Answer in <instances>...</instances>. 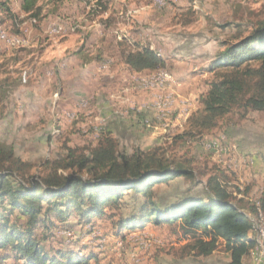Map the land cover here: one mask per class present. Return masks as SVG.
Returning a JSON list of instances; mask_svg holds the SVG:
<instances>
[{
	"label": "rangeland",
	"instance_id": "rangeland-1",
	"mask_svg": "<svg viewBox=\"0 0 264 264\" xmlns=\"http://www.w3.org/2000/svg\"><path fill=\"white\" fill-rule=\"evenodd\" d=\"M7 3L16 18L0 11V36L14 39L0 38V144L11 146L31 172L46 171L45 161L65 156L68 148L93 146L109 132L122 151L159 147L168 158L187 161L193 178L154 186L163 203L205 195L207 178L221 173L235 204L242 199L260 207L264 110L235 108L206 131L188 130V119L215 76L209 60L224 41L254 29L264 18V0H39L41 13L33 21L22 0ZM145 46L164 59L159 71L168 79L121 64L123 50ZM118 66L126 70L121 79L112 77ZM140 200L126 195L124 207H106V215L89 222L75 213L65 222L49 214L33 233L47 249L77 251L87 264L228 263L222 240L210 255L197 256L194 239L176 222L147 220L117 234L113 219ZM251 218L254 244L242 264H264V210ZM25 223L14 211L10 225L21 230ZM18 263L9 258L0 264Z\"/></svg>",
	"mask_w": 264,
	"mask_h": 264
},
{
	"label": "trees",
	"instance_id": "trees-1",
	"mask_svg": "<svg viewBox=\"0 0 264 264\" xmlns=\"http://www.w3.org/2000/svg\"><path fill=\"white\" fill-rule=\"evenodd\" d=\"M38 1L22 0V9L32 21L41 13ZM0 8L15 21L7 1L0 0ZM121 54L135 72L165 67L164 59L149 46ZM210 70L215 76L207 82L201 108L190 115L188 130H210L235 108L264 110V18L247 35L224 41L210 60ZM186 162L168 158L159 147L122 151L116 137L102 132L95 145L68 148L65 156L45 161L46 171L31 172V165L11 146L0 144V207L4 211L0 213V263L12 258L18 264H87L88 257L77 251L47 249L33 233L37 221L45 223L40 218L53 214L65 222L75 213L89 222L94 215H106V207L121 209L123 198L135 195L141 200L133 211L112 221L117 234L141 228L147 220L176 222L184 236L194 239L191 248L197 256L210 255L222 240L229 253L226 264H242L254 244L251 217L264 210V192L259 208L242 199L237 205L221 173H215L203 185L205 195L189 194L163 203L154 186L174 177L193 178ZM14 211L26 219L21 230L10 225Z\"/></svg>",
	"mask_w": 264,
	"mask_h": 264
},
{
	"label": "crops",
	"instance_id": "crops-1",
	"mask_svg": "<svg viewBox=\"0 0 264 264\" xmlns=\"http://www.w3.org/2000/svg\"><path fill=\"white\" fill-rule=\"evenodd\" d=\"M5 1H7V0H5ZM8 4V3H7ZM0 11L2 12L3 10L0 8ZM24 11V10H23ZM12 12V11H11ZM13 13V12H12ZM25 13V12H24ZM26 15H27V13H25ZM9 44H11V40H14V39H10L9 37H7V39H5ZM127 41L128 42H130V40L129 39H127ZM15 42V41H14ZM112 42H113V40H112ZM120 44V43H119ZM222 49V48H221ZM221 49H219V50H221ZM218 50V51H219ZM218 51H216V53L218 52ZM215 53V54H216ZM214 54V55H215ZM213 55V56H214ZM121 57V56H120ZM211 59V58H210ZM120 61H121V64H123L125 67H127V65L122 61V58L120 59ZM66 65H67V63H66ZM128 68V67H127ZM120 68H119V66L118 67H116V69H114V70H112V77H115V78H117V79H121V78H123V77H125V74H126V70L125 71H122V70H119ZM207 69L209 70V71H211L210 70V60H209V63H208V66H207ZM211 72H213V71H211ZM182 87H179V89H181ZM84 105V104H83ZM200 108H201V106H200ZM198 109L197 108H192V110H191V114L192 113H194L195 111H197ZM152 254V251L151 252H148V256H150Z\"/></svg>",
	"mask_w": 264,
	"mask_h": 264
},
{
	"label": "bare ground",
	"instance_id": "bare-ground-1",
	"mask_svg": "<svg viewBox=\"0 0 264 264\" xmlns=\"http://www.w3.org/2000/svg\"><path fill=\"white\" fill-rule=\"evenodd\" d=\"M7 39V35L5 33H2L0 38ZM160 69L155 70L157 72V76L164 77L165 79H168L167 75L163 71H159ZM156 75V74H155ZM153 78V77H152ZM149 83V82H148ZM157 84V83H156ZM159 85V84H158ZM161 85V84H160ZM158 106V105H157ZM163 106V105H162ZM99 130V129H98ZM262 214V213H261ZM263 216V215H262ZM262 222V221H261ZM258 223V222H257ZM264 224V223H263Z\"/></svg>",
	"mask_w": 264,
	"mask_h": 264
},
{
	"label": "built area",
	"instance_id": "built-area-1",
	"mask_svg": "<svg viewBox=\"0 0 264 264\" xmlns=\"http://www.w3.org/2000/svg\"><path fill=\"white\" fill-rule=\"evenodd\" d=\"M52 30V29H51ZM154 105V104H153ZM261 231H260V233H261V236L263 237V240H264V224L262 225V227H261Z\"/></svg>",
	"mask_w": 264,
	"mask_h": 264
}]
</instances>
